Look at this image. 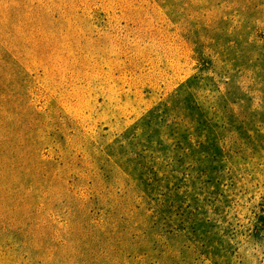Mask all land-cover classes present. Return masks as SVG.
Instances as JSON below:
<instances>
[{
  "label": "rangeland",
  "instance_id": "374dc122",
  "mask_svg": "<svg viewBox=\"0 0 264 264\" xmlns=\"http://www.w3.org/2000/svg\"><path fill=\"white\" fill-rule=\"evenodd\" d=\"M0 264H264V0H0Z\"/></svg>",
  "mask_w": 264,
  "mask_h": 264
}]
</instances>
